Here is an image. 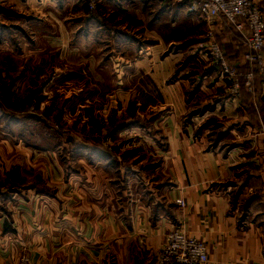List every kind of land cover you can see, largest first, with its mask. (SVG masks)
Instances as JSON below:
<instances>
[{"label": "rangeland", "instance_id": "1", "mask_svg": "<svg viewBox=\"0 0 264 264\" xmlns=\"http://www.w3.org/2000/svg\"><path fill=\"white\" fill-rule=\"evenodd\" d=\"M100 4L0 0V203L69 175L169 187L156 182L166 123L185 134L198 120L194 134L208 130L207 149L226 133L203 102L208 75L224 77L205 48L203 32L215 23L187 0ZM218 42L226 53V40ZM180 103L183 112L169 119ZM33 169L36 183L27 178Z\"/></svg>", "mask_w": 264, "mask_h": 264}, {"label": "crops", "instance_id": "2", "mask_svg": "<svg viewBox=\"0 0 264 264\" xmlns=\"http://www.w3.org/2000/svg\"><path fill=\"white\" fill-rule=\"evenodd\" d=\"M253 1L264 14V0ZM213 28L226 40L230 67L245 68L246 46L235 31L221 23ZM208 76L203 102L213 109L206 114L226 131L215 149H207V129L194 134L197 119L185 134L170 120L156 169V182L168 180L169 187L97 184L96 177L90 184V175H69L55 186L47 178L45 190L27 185L12 202L0 203V264H17L24 250L31 264H156L176 229L203 242L206 264H264V76L237 96L225 91L222 75ZM184 108L175 104L169 119ZM228 142L236 146L219 149ZM37 171H28L31 183L39 180ZM24 174L16 172L19 179Z\"/></svg>", "mask_w": 264, "mask_h": 264}, {"label": "built area", "instance_id": "3", "mask_svg": "<svg viewBox=\"0 0 264 264\" xmlns=\"http://www.w3.org/2000/svg\"><path fill=\"white\" fill-rule=\"evenodd\" d=\"M89 9H95L100 0H84ZM187 9L201 14L213 23L230 27L246 46L242 59L250 70L235 73L224 58L223 51L212 28L204 32L206 53L227 80V93L239 95L240 85L247 92L253 90L252 71L264 76V14L253 0H187ZM183 205L182 201L178 202ZM208 261L203 242L187 236L179 229L168 233L166 243L157 254L156 264H206ZM17 264H31L28 253L22 251Z\"/></svg>", "mask_w": 264, "mask_h": 264}, {"label": "trees", "instance_id": "4", "mask_svg": "<svg viewBox=\"0 0 264 264\" xmlns=\"http://www.w3.org/2000/svg\"><path fill=\"white\" fill-rule=\"evenodd\" d=\"M221 49H222V48H221ZM222 51H223V50H222ZM223 55H224V58L227 59V57H226L224 51H223ZM226 61H227V60H226ZM246 70H250V68H249L248 66H245V68H243V69H238V70L235 69L234 72H235V73H242V72H244V71H246ZM252 74H253L252 79H254V78H256V77L258 76V74H257L256 71H252ZM252 82H253V80H252ZM239 92H240V93H242V92H247V90L245 89V87H244L243 85H240Z\"/></svg>", "mask_w": 264, "mask_h": 264}]
</instances>
